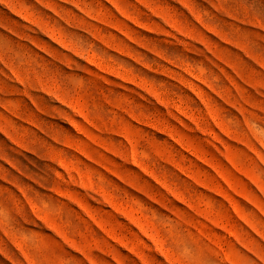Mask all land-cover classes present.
Instances as JSON below:
<instances>
[{
	"label": "rangeland",
	"instance_id": "374dc122",
	"mask_svg": "<svg viewBox=\"0 0 264 264\" xmlns=\"http://www.w3.org/2000/svg\"><path fill=\"white\" fill-rule=\"evenodd\" d=\"M0 264H264V0H0Z\"/></svg>",
	"mask_w": 264,
	"mask_h": 264
}]
</instances>
